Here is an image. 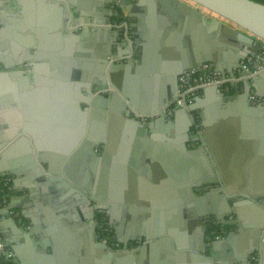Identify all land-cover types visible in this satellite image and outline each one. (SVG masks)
I'll list each match as a JSON object with an SVG mask.
<instances>
[{"label": "water", "instance_id": "water-1", "mask_svg": "<svg viewBox=\"0 0 264 264\" xmlns=\"http://www.w3.org/2000/svg\"><path fill=\"white\" fill-rule=\"evenodd\" d=\"M32 3L37 14L36 20L32 16L31 24L24 25V16L20 20L3 18L0 62L5 63V67L19 65L21 69L0 72V93L9 91V99L19 104L24 102L25 95L36 94L37 91L29 92L36 88L38 92L42 88L50 92L51 97H45L49 102L43 100L40 106H33L30 118L27 114L15 124H0V176L13 174L20 178V170L4 168L7 153H31L20 166L41 184L53 182L46 172L60 174L59 166L64 163L70 171L78 166L88 167L84 176L88 181L84 182L87 195L73 197H85L84 205H77L84 210L80 216L84 230L91 238V246L84 243L87 246H84V261L75 264H112L116 250L108 243V238L101 241L99 229L102 225L96 213L102 210L107 217L105 223L117 230L115 240L120 236L121 224L113 222L121 223L122 220L112 214L114 191L96 190L97 180L103 175L99 170L100 163L111 166V153H147L150 146V151L155 149L157 153H177L174 149H166L171 145L185 153L209 151L213 164L204 154L206 163L202 161V166L203 163L208 166L210 173L197 181L184 183L186 196H182V209L191 221H203L204 236L208 235L212 254L216 247L214 226L217 219L224 218L220 215L223 211L216 210L217 206L212 212L216 216L207 215L202 205H184V197L189 192L197 195L215 184L231 196L230 182H235L236 178L224 174L225 160L221 153H264V104H254L250 99L252 90L264 94V58L260 63L262 70L257 76H250L244 90L237 95L225 93L218 85H209L198 92L193 103L187 108H179L173 117L167 118L163 110L177 96L179 78L186 70H201L205 63H211L223 76L226 73L234 76L235 67L246 74L258 67L257 63L254 68H248L243 62L250 55L264 53V3L257 0H32ZM110 4L129 7L127 16L136 18L131 24L133 34L144 45L138 58L134 54L130 60L117 61L133 54L129 40L132 44L137 42L123 35L119 28L106 26L110 22L109 16L114 13ZM204 9L219 17L210 15L212 29L209 34ZM95 23L97 25L92 26ZM190 25L195 26L190 29ZM134 111L160 115L156 120L146 122L134 117ZM194 111H199L202 119L201 136L205 149H190L187 145L191 139V113ZM174 133L178 136H170ZM32 153L63 154L61 159L50 161L49 167L44 156L37 163ZM194 158L186 157L187 165ZM117 169L118 165L113 170L117 172ZM115 176L112 171L110 181L118 180ZM78 178L70 181L77 183ZM90 180L92 184H89ZM117 196L122 205L127 206L126 201H122L124 193L117 192ZM222 196L220 194L219 198L229 207L227 210L233 217L225 222L237 226L220 240L221 245L229 250L232 246L235 250L231 264L260 262L264 256V242L261 243L257 235L264 230V212L259 217L257 207L261 205L254 203L253 193L250 200L234 203ZM142 197H136L134 210L144 211L137 207ZM49 200L54 201V207L63 201L59 197ZM107 200L110 204L104 202ZM244 202L247 208L242 211L247 213L249 221L240 210L239 205ZM149 210L157 219L164 208L158 205ZM11 211L12 206L8 205L0 214V237L1 242L15 252L16 264H31L32 255L27 250L33 244L50 253L52 261L57 259L59 264H68L59 258L61 253L56 242L46 237L34 220L31 219L33 226L26 227ZM236 230L253 239L254 247L243 254L237 253L232 240L237 235ZM151 238L142 227L124 240L117 239L129 254L117 257L113 264H131L132 261L142 264V255L148 246L146 242ZM99 248L109 251L106 260L96 257Z\"/></svg>", "mask_w": 264, "mask_h": 264}, {"label": "crops", "instance_id": "crops-1", "mask_svg": "<svg viewBox=\"0 0 264 264\" xmlns=\"http://www.w3.org/2000/svg\"><path fill=\"white\" fill-rule=\"evenodd\" d=\"M2 2L3 0H0V31L3 30V18L7 17L8 21L9 19L20 20L24 16L22 18L24 25H29L33 17H36L37 8L32 3V0H17L18 6L16 7L15 4L5 3L3 5ZM133 20L135 21L136 18L133 17ZM206 20L207 32L209 34L212 29V16L208 13H206ZM19 23L20 21L18 25ZM194 26L190 25V29H193ZM1 40L2 37L0 35ZM9 59L12 60L14 58ZM20 67L19 65L5 67V63L0 62V72L21 69ZM40 75L43 77L47 76L45 74ZM11 80L13 81L12 78ZM39 90V92L37 88L36 90H30L29 92H37L31 97L25 95L23 98L24 102L21 104L14 102L11 98L9 99V91L1 92L0 124L2 126L15 124L19 118H23V115L27 114L28 118H30L34 112L33 106H40V102L43 100L44 103L49 102V100H45V97L50 98V92L44 91L43 88ZM20 123L17 122L18 125L22 124ZM30 154H6L3 162L4 168L8 166L9 169L20 170L21 174L20 178L13 174H7L8 176L6 177L11 179L12 188H17L18 190H12L7 204L0 202V214L8 205L12 206L11 213L14 217L18 218V221L23 222L26 227H29L33 226L32 220H34L37 228L42 230L46 237L56 242L58 251L61 253L59 254V258L62 262L75 264L80 262V260L84 261V246H91V238L84 230V221H81L80 215L84 210L82 211V207L77 205H84V199H77L76 196L75 198L73 196L78 195L80 197L84 193V190L86 191L84 182L86 184L88 181L86 182L87 179L85 180L84 176H86L85 170L87 171L89 168L78 166L77 169L74 167L70 171L69 168H66V163H64L62 166H59L60 174L55 171L46 172L47 177H49L48 179L53 182L41 184L39 180L30 175L31 173L26 168L23 169L20 166L22 160L29 159L28 155ZM32 154L37 159V163L39 158L44 156V159L49 161L46 164L51 167L50 161L61 159L60 155L63 153ZM204 154H207V158H205L213 164V158L210 153H111V166L100 163L99 170L103 171V175L97 180L96 190L103 192L114 191V194H112L113 201L111 200L114 209L124 208L123 202L119 201L117 196V192H122L124 193L122 201H126L130 209L133 208L132 215L128 221L124 219L121 223H117V225L121 224L118 229L120 236L117 239H126V237L132 236L135 231L138 233L142 227L149 236L153 237L150 241L146 242L148 246L144 255H142V264H209V261L210 264H231V257L235 253L232 246L229 250L228 247L218 244L211 254L208 246L211 243L207 241L208 235L205 234L204 236L205 229L203 228V223L191 221L183 213L182 209V196H186L184 183L187 180L197 181L202 175L208 176L210 173L208 166L205 167L204 163L202 166V161L206 160L204 159ZM221 154L225 160L222 166L224 174L236 178L235 182H230L233 193L231 196H227V199L231 200V203L238 202L239 200L246 201L250 200V196L253 193L256 197V199L254 198V203L261 205V207H257L259 209L258 216L260 217L264 212V153ZM69 155H73V153ZM186 157L195 158L194 160H190V163L187 165L185 161ZM116 165H118L117 172L113 170ZM112 171L118 180L110 181ZM75 178L79 180L77 183L70 181V179ZM70 184L72 188H70ZM89 184H92L91 180ZM141 196L144 197H142L143 199L140 198L141 201L137 204V207L140 209L144 208V211H136L134 210L137 203L136 197ZM51 197H59L63 201L56 204L57 207H54V201L49 200ZM187 197H184V205L186 206H189L188 203H191L192 206L196 203V205H202L206 209H212V211L217 206L216 210H221V212L229 209L223 203L218 205V201L215 199L203 201L202 203L201 197L198 194L194 195L192 192L187 193ZM104 202L110 204L109 200ZM120 202L121 204H119ZM158 205L164 208V210L158 214L159 216L156 219V217L152 216L149 209ZM239 206L241 212L247 208L245 202L240 203ZM243 216L246 217L247 221L250 220L247 213L243 212ZM228 217L229 219L233 218L229 214ZM236 231L237 235L232 237V240L237 247V253L243 254L247 249L254 247L252 244L253 239L250 235L246 233L239 234L240 232ZM257 237L263 243L264 230ZM118 240L114 239L115 243L111 245L117 251L114 253L113 263L117 257H125L126 254H129L123 249ZM37 247L38 245L33 244L27 250L32 255L31 264H59L57 259L52 261L50 253ZM95 254L98 259L106 260L109 251L99 248L96 249ZM131 264H134V262L132 261ZM248 264H253V262H249ZM256 264H264V256Z\"/></svg>", "mask_w": 264, "mask_h": 264}, {"label": "flooded vegetation", "instance_id": "flooded-vegetation-1", "mask_svg": "<svg viewBox=\"0 0 264 264\" xmlns=\"http://www.w3.org/2000/svg\"><path fill=\"white\" fill-rule=\"evenodd\" d=\"M12 1L13 0H11V2ZM135 1L136 0H133V2H135ZM110 7L113 8L114 13L111 16H109V20L113 21V22H117V23L125 22V20L124 21H120L121 20L120 18L123 17L121 12H123V13L126 12V14H124V15H126V17H128V19H129L128 21H126L128 25H124L120 29L121 33H123V35L126 34L127 36L132 37L137 42L136 44H134L133 54H130L129 56H123V59L121 61L125 60L126 58L130 60L134 56V54H135V58H138L139 51L144 47V45L142 44V41H139V39H137L136 35L133 34V30H132L131 24H132V21H134V20H133L132 17L127 16L128 13H129V7H123V6L115 5V4H110ZM262 58H264V53L263 52H260L257 55H250L245 60V62H243V64H246V66L248 68H254V66L257 63H258V66L260 65ZM127 59H126V61H127ZM210 71L218 73V74H221L220 72H217L215 70V67L213 65L211 66ZM225 71H227V70H225ZM233 71H234V75H240L242 73H245V71L243 69H240V68H237V67L233 68ZM228 75H230V74L226 73L225 76H228ZM243 90H244V85H243L242 88H240L239 91H237V90L236 91H237V93H239L240 91H243ZM191 115H192L191 118L193 119L192 125L190 127V138L191 139L189 141H187V145H190V149H196V148H200V147H203L205 149L206 145L203 143L202 136H201V131H202L203 127H202V124H201L202 123V119L200 117L199 111H194V112L191 113ZM171 117H173V115H171V116H169L167 118H171ZM154 120H156L155 117L154 118H150L146 122H151V121H154ZM182 125H183V123H182ZM170 136H173V137L176 136L177 137L178 135H177V133H174L173 135H170ZM196 138H197L196 141L193 140V139H196ZM204 152H205V150H204ZM206 152L210 153L209 151H206ZM197 194H198L199 197H201L202 201H208V200L212 201V200L215 199L216 201L220 202L221 204H222V200L219 198L220 194L223 195L222 198L224 196L227 197V194H226L224 188L222 187L221 189H219V186L217 184H215L213 186H210L209 188H206L204 191L197 192ZM86 195H87L86 191L84 190V196H86ZM84 200H85V197H84ZM228 201H229V203H231L230 202L231 200H228ZM203 208H204V206H203ZM203 211H204V213L207 212L208 213L207 215L216 216V215L212 214V212H213L212 209L204 208ZM131 212L132 211L130 210V208L128 206H126V207L122 208L121 210L120 209L119 210L118 209H114L112 214L114 215V217L120 216L121 220L125 219L126 221H128L129 218L132 215ZM228 214H229V212H227V209H226V211L224 210L220 214V215H222L221 217H224V218H221V220L217 219V225L214 226V229L217 230L216 233L214 234V239H213V241L216 239V245L220 244V240H222V238L224 237L225 234H228L230 232V230H233L234 227L236 228L235 225H232L229 222L226 224L225 221L229 220ZM96 218L99 220L100 224L102 225V228L99 229V234H100L101 241H104L105 239L108 238V243L110 245L115 243L114 237L117 236V235H115L117 230L114 229L112 227V225L105 223V220L107 219V217H106L105 214H103L102 210L97 211ZM222 219H224V221ZM204 221H205V219H204ZM113 223L115 225H117L118 222L114 221ZM201 223H203V221ZM117 238H119V237H116V240H117ZM254 259H256V258H254ZM254 264H256V262Z\"/></svg>", "mask_w": 264, "mask_h": 264}, {"label": "built area", "instance_id": "built-area-1", "mask_svg": "<svg viewBox=\"0 0 264 264\" xmlns=\"http://www.w3.org/2000/svg\"><path fill=\"white\" fill-rule=\"evenodd\" d=\"M126 14V12H125ZM124 25H128L127 22H113L110 21L106 24L108 28H119L121 29ZM128 38L133 39L128 36ZM130 49H134V44L129 40ZM132 54V53H131ZM123 59V58H122ZM119 58L117 61H121ZM212 64L205 63L202 66L201 70L190 69L186 70L179 78V87L177 96L169 103V105L163 110V113L169 117L173 115L179 108H187L190 103H193L194 98L197 96L198 92L209 85H218L225 93L231 94L232 89H236L237 91L243 87V85L249 82L250 76H257V74L262 70L263 65L260 64L251 74L242 73L240 75H228L223 76L221 74L210 71ZM203 71V72H202ZM241 92V91H240ZM236 93L235 95H237ZM234 95V94H233ZM250 99L254 104H264V94H258L255 90L251 91ZM134 117L139 118L143 121H147L150 118L159 117V113L156 114H141L134 111ZM0 187L2 191L4 189H8L12 191L11 179L9 177L0 176ZM1 202L4 204L8 203V196H1ZM16 255L15 252L7 247L5 244L1 242L0 237V258L2 260V264H16L14 262Z\"/></svg>", "mask_w": 264, "mask_h": 264}, {"label": "trees", "instance_id": "trees-1", "mask_svg": "<svg viewBox=\"0 0 264 264\" xmlns=\"http://www.w3.org/2000/svg\"><path fill=\"white\" fill-rule=\"evenodd\" d=\"M257 1L264 3V0H257ZM121 14L123 15V17L120 18L121 19L120 21H124V20L128 21L129 20L128 17H126V15H124L125 13L121 12ZM230 93L235 95L237 93V91H236V89H232ZM2 188L3 187H0V197L1 196H8L12 192V191H9L8 189H4V191H2Z\"/></svg>", "mask_w": 264, "mask_h": 264}, {"label": "bare ground", "instance_id": "bare-ground-1", "mask_svg": "<svg viewBox=\"0 0 264 264\" xmlns=\"http://www.w3.org/2000/svg\"><path fill=\"white\" fill-rule=\"evenodd\" d=\"M92 25H97L96 23L95 24H92ZM141 142H143V141H141ZM143 145H144V143H142ZM172 147H167L166 149H169V150H175V152H177V153H185L184 151H183V149H181V148H178V147H175V146H173V145H171ZM152 148V146H150V149ZM154 148H157V147H155L154 146ZM150 149L147 151V153H157L156 152V150L155 149H153V151H150Z\"/></svg>", "mask_w": 264, "mask_h": 264}, {"label": "rangeland", "instance_id": "rangeland-1", "mask_svg": "<svg viewBox=\"0 0 264 264\" xmlns=\"http://www.w3.org/2000/svg\"><path fill=\"white\" fill-rule=\"evenodd\" d=\"M13 2H14V3H13ZM5 3H7V4H12V5L15 4V7L18 6V4H17V0H13L12 2H11V0H3L2 4L5 5ZM204 10H205V12L208 13L209 15H213V17H217V16L214 15V13L208 11L207 9H204ZM217 18H219V17H217ZM225 22H227V21H225Z\"/></svg>", "mask_w": 264, "mask_h": 264}]
</instances>
